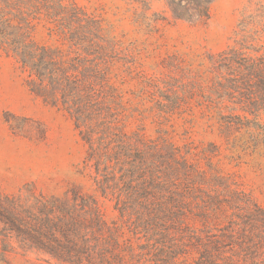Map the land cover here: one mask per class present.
<instances>
[{
	"label": "trees",
	"instance_id": "1",
	"mask_svg": "<svg viewBox=\"0 0 264 264\" xmlns=\"http://www.w3.org/2000/svg\"><path fill=\"white\" fill-rule=\"evenodd\" d=\"M213 1L200 0L196 18L175 0L169 8L176 21L205 23ZM39 28L46 43L35 38ZM0 50L27 74L31 94L74 122L92 190H0L2 262L20 250L60 264H112L111 244L127 227L139 243L132 264H264V208L253 195L216 166L201 167L168 132L150 139L133 129L135 112L117 85L118 44L102 19L74 0H0ZM207 61L209 123L237 154L264 151V0L243 9L233 44ZM101 202L117 220H105Z\"/></svg>",
	"mask_w": 264,
	"mask_h": 264
},
{
	"label": "rangeland",
	"instance_id": "2",
	"mask_svg": "<svg viewBox=\"0 0 264 264\" xmlns=\"http://www.w3.org/2000/svg\"><path fill=\"white\" fill-rule=\"evenodd\" d=\"M74 1L102 19L116 38L117 85L135 112L133 129L142 126L150 139L168 132L195 153L201 167L213 165L233 177L264 208V151L237 154L209 123L215 96L208 56L233 44L241 12L257 0H214L210 19L194 24L173 18L171 0ZM175 1L193 18L201 11L200 0ZM35 38L46 43L47 32L39 28ZM26 78L15 58L0 50V190L16 194L33 183L47 195H62L74 185L92 192L81 174L86 146L74 122L31 94ZM101 208L107 222L117 220L112 204L101 202ZM116 241L112 264H132V249L139 247L134 230L121 228ZM0 264L60 263L18 250L5 262L0 256Z\"/></svg>",
	"mask_w": 264,
	"mask_h": 264
}]
</instances>
